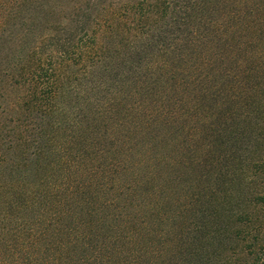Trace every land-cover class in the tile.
<instances>
[{
	"label": "trees",
	"instance_id": "16d2710c",
	"mask_svg": "<svg viewBox=\"0 0 264 264\" xmlns=\"http://www.w3.org/2000/svg\"><path fill=\"white\" fill-rule=\"evenodd\" d=\"M0 264H264V0H0Z\"/></svg>",
	"mask_w": 264,
	"mask_h": 264
}]
</instances>
